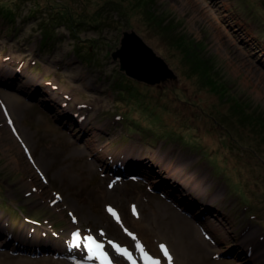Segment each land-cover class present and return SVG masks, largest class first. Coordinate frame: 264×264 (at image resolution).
Here are the masks:
<instances>
[{
    "label": "rangeland",
    "instance_id": "1",
    "mask_svg": "<svg viewBox=\"0 0 264 264\" xmlns=\"http://www.w3.org/2000/svg\"><path fill=\"white\" fill-rule=\"evenodd\" d=\"M128 28L173 74L120 70ZM0 66V264H98L89 235L145 264L122 242L144 214L189 264H264V0H0ZM177 156L202 195L165 177Z\"/></svg>",
    "mask_w": 264,
    "mask_h": 264
},
{
    "label": "bare ground",
    "instance_id": "2",
    "mask_svg": "<svg viewBox=\"0 0 264 264\" xmlns=\"http://www.w3.org/2000/svg\"><path fill=\"white\" fill-rule=\"evenodd\" d=\"M0 66V71L4 72V69ZM31 84V83H30ZM8 129V128H7ZM126 155V156H125ZM124 157L122 158L126 162H131L136 164L134 160H137V158H140L138 155L134 154V152L129 151L126 153ZM160 161V159H159ZM163 168H165V171H167V174L165 177L172 179L175 177L180 176L182 174V184L184 183L185 186L188 187L190 192H195L194 194L196 196L202 195L204 192L206 185V177L203 174H185V168H186V161L183 157L177 156V158L170 157L167 159L165 162H163ZM177 180V179H176ZM217 195L211 196L212 200L216 198ZM134 218V217H133ZM149 216L146 214L142 215V218L140 216V220L138 218L133 219L132 221H129L128 218H124L123 221L124 223L128 224L129 227H125L127 229V232L125 231L126 234V239L123 238L122 242L123 243H142L144 251L150 255V257L154 260L158 259H165L164 261L165 264H169L168 258L164 255L163 251L160 248V245H164L168 249V253L171 256V264H189V261L197 260L195 257V253L188 244H184L181 246L180 244H176V242H171L167 236L164 234L162 230H156V228L149 227L150 221L148 220ZM174 224L178 230H180V225L177 222V219L175 217L174 219ZM71 229L69 231V236L71 237V234L76 231L74 229V225L70 223ZM155 227L157 226V223L155 222ZM128 232L132 233L133 236L136 237L134 240L132 236L128 235ZM180 232V231H179ZM81 242V241H80ZM72 244V240H71ZM183 250V252H181ZM152 251V252H151ZM157 254H154V253ZM185 252V253H184ZM260 253V252H259ZM187 254V256H186ZM88 255V254H87ZM252 255H257V251H253ZM186 256V257H185ZM98 262V260H96ZM161 261V260H160ZM145 262V260H143ZM98 264H100L98 262Z\"/></svg>",
    "mask_w": 264,
    "mask_h": 264
},
{
    "label": "water",
    "instance_id": "3",
    "mask_svg": "<svg viewBox=\"0 0 264 264\" xmlns=\"http://www.w3.org/2000/svg\"><path fill=\"white\" fill-rule=\"evenodd\" d=\"M111 56L118 60L120 70L129 78L149 85H156L162 77L173 72L164 57L158 55L134 28L122 31L119 45Z\"/></svg>",
    "mask_w": 264,
    "mask_h": 264
},
{
    "label": "snow or ice",
    "instance_id": "4",
    "mask_svg": "<svg viewBox=\"0 0 264 264\" xmlns=\"http://www.w3.org/2000/svg\"><path fill=\"white\" fill-rule=\"evenodd\" d=\"M133 210L135 211V209ZM108 211L117 219V222H119V217L117 216L116 212L111 208H109ZM125 231L127 232V229H125ZM128 235L132 236L134 240L136 239V237L133 236L132 233L128 232ZM71 239H72V246L75 248H79L81 241V234L79 230L74 231L71 234ZM83 240H84L83 247L84 249H86L88 253L87 259L89 261L99 260L100 264H112V261L109 258L107 252L104 251V244L97 242V240L91 235L83 237ZM108 243L112 246V248L116 251V253L125 257L130 262V264H136V261L133 259V254L127 248H123L112 241H108ZM136 248L141 253L142 258L145 260V264H160L158 260L152 259L144 251V248L141 244L137 243ZM160 248L163 251L164 255L168 258L169 264H171L172 258L168 253V249L164 245H160Z\"/></svg>",
    "mask_w": 264,
    "mask_h": 264
},
{
    "label": "trees",
    "instance_id": "5",
    "mask_svg": "<svg viewBox=\"0 0 264 264\" xmlns=\"http://www.w3.org/2000/svg\"><path fill=\"white\" fill-rule=\"evenodd\" d=\"M95 16H96V15H94V17H95ZM94 17H92V18H90V19H88V20H83V21H79V22H84V21H85V22H87V23H90V22H92V20H93ZM94 21H95V22H98L99 20L96 19V20H94ZM100 21H101V19H100ZM74 23H76V22H74ZM74 23H73V24H74ZM51 30H53V29H51ZM50 38H51V34H48V35L46 36L45 41H48V39H50ZM180 40H182V39L180 38ZM44 43L47 44V42H44ZM177 43H179L178 40H177ZM178 45H180V43H179ZM183 46H184V45H183ZM125 79H126V81H127V80H128V81H133V80L128 79V78H125ZM128 81H127V82H128ZM134 88H135V87H134L133 85H130V84H129L127 87H124V88L122 87L123 90L127 89L128 91H127V90H125V91H127V92L130 93V94H131V93L133 94V90H134ZM133 96H134V95H133Z\"/></svg>",
    "mask_w": 264,
    "mask_h": 264
}]
</instances>
